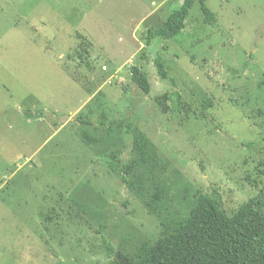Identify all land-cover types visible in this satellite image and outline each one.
<instances>
[{
  "label": "rangeland",
  "instance_id": "1",
  "mask_svg": "<svg viewBox=\"0 0 264 264\" xmlns=\"http://www.w3.org/2000/svg\"><path fill=\"white\" fill-rule=\"evenodd\" d=\"M183 2L0 0V264H108L119 251L139 264L200 190L264 215V0H207L212 24L196 1L180 34L148 46ZM173 90L175 114L156 101Z\"/></svg>",
  "mask_w": 264,
  "mask_h": 264
},
{
  "label": "trees",
  "instance_id": "2",
  "mask_svg": "<svg viewBox=\"0 0 264 264\" xmlns=\"http://www.w3.org/2000/svg\"><path fill=\"white\" fill-rule=\"evenodd\" d=\"M196 1H199L204 22L212 24L214 13L207 0H184L182 6L171 12L158 26L148 29L146 44L155 39L161 41L176 37L185 28L186 19ZM146 58V52L142 54ZM158 75L175 85L161 55L155 58ZM131 79L147 94L152 84L140 65L131 68ZM264 82V81H263ZM158 105L166 113H179L183 108L182 95L178 90L156 97ZM93 124L92 121H81ZM123 155V172L120 180L127 184L131 173L128 155L131 145ZM108 254L115 248L107 244ZM108 264H136L123 252ZM139 264H264V215L260 202L245 201L232 213L223 208V198L218 190L211 193L198 191V201L187 220L174 232L153 245L143 247Z\"/></svg>",
  "mask_w": 264,
  "mask_h": 264
}]
</instances>
